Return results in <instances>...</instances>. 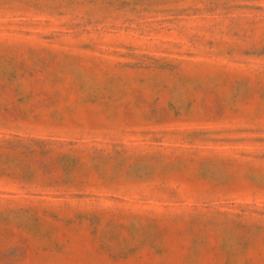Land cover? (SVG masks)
Wrapping results in <instances>:
<instances>
[{
	"label": "rangeland",
	"instance_id": "rangeland-1",
	"mask_svg": "<svg viewBox=\"0 0 264 264\" xmlns=\"http://www.w3.org/2000/svg\"><path fill=\"white\" fill-rule=\"evenodd\" d=\"M0 264H264V0H0Z\"/></svg>",
	"mask_w": 264,
	"mask_h": 264
}]
</instances>
